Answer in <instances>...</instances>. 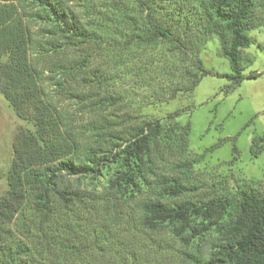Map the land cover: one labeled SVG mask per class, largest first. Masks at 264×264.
Returning a JSON list of instances; mask_svg holds the SVG:
<instances>
[{
    "label": "trees",
    "instance_id": "1",
    "mask_svg": "<svg viewBox=\"0 0 264 264\" xmlns=\"http://www.w3.org/2000/svg\"><path fill=\"white\" fill-rule=\"evenodd\" d=\"M262 26L264 0H0V95L34 128L11 146L0 264H169L175 253L181 264H264V190L250 181L235 193L222 186L218 197L176 203L196 191L182 175L204 156L189 150V123L176 124L187 109L130 128L93 118L122 97L98 92L114 75L88 69L94 56L107 57L116 71L129 68L120 77L150 76L141 107L168 102L214 75L199 54L215 37L231 89L243 79L249 33ZM148 48L156 52L142 61ZM44 71L59 87L72 84L71 97L89 115L77 132L49 105ZM252 146L256 157L263 146ZM85 180L102 183L87 189ZM204 231L213 237L202 255L193 240Z\"/></svg>",
    "mask_w": 264,
    "mask_h": 264
},
{
    "label": "rangeland",
    "instance_id": "2",
    "mask_svg": "<svg viewBox=\"0 0 264 264\" xmlns=\"http://www.w3.org/2000/svg\"><path fill=\"white\" fill-rule=\"evenodd\" d=\"M70 5L83 17L81 6L74 2H70ZM249 37L252 38L251 45L241 51L243 79L233 88L229 89L233 82L222 76L230 74L231 71L228 61L220 56L218 41L213 37L207 41L199 57L214 75L203 77L190 95H179L173 100L158 104H143V107L142 97L149 93V88L146 87L149 75H143L140 80H131L119 76L121 72L129 69L128 67L116 71L107 57L94 56L93 60L90 59L89 71L99 70L105 76L114 75L116 78V82L108 81L98 92L103 95L106 91L108 94L122 97L115 106L102 107L93 118L98 115L116 119L118 122H124V128H130L148 120L163 119L177 109H187L175 120L176 124L182 127L189 123V150L193 154L204 156L190 173L182 175L183 184L195 187L196 191L176 199V203L218 197L225 193L223 187L235 193L238 185L250 181L256 183L255 188L264 190V26L252 30ZM155 52L156 49H140V59L144 61L148 59L145 56ZM76 55L78 56V53ZM38 65L40 68L41 63ZM249 75L255 78L248 79ZM40 77L49 105L66 117L65 127L77 132L78 127L85 123L89 115L86 111H81L75 98L71 97L72 84L63 83V87H59L57 83L60 78H53L47 71ZM33 130L31 124L16 116L13 108L0 95V198L6 189L5 174L11 159L13 140L16 135ZM253 140L263 146L256 157H253L251 151L254 147ZM213 146L215 147L209 151ZM233 147L237 149L236 152ZM101 181L85 180L82 185L92 189L99 186ZM224 181L228 184H224ZM199 228L203 227L197 225V229ZM192 236H195V232L188 231L186 238L191 240ZM168 237L174 249L181 248V242L172 240L171 233H168ZM212 237V233L204 231L201 238L194 239L193 246L196 251L202 255L206 254ZM169 256L167 255L169 264L182 263L180 258H175L176 253L175 256Z\"/></svg>",
    "mask_w": 264,
    "mask_h": 264
}]
</instances>
